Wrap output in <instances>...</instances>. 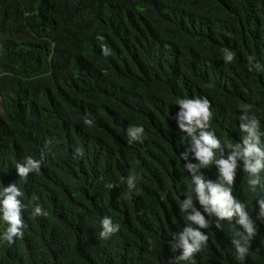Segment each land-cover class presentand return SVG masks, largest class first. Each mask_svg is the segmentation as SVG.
Here are the masks:
<instances>
[{
    "label": "trees",
    "instance_id": "1",
    "mask_svg": "<svg viewBox=\"0 0 264 264\" xmlns=\"http://www.w3.org/2000/svg\"><path fill=\"white\" fill-rule=\"evenodd\" d=\"M185 97L211 102L222 145L246 135L243 106L264 131V0H0V190L17 184L26 206L13 243L0 220V264H171L194 187L181 158L191 138L175 119ZM136 125L144 137L129 143ZM42 153L39 172L17 175ZM200 171L219 179L215 165ZM259 175L254 194L241 162L233 185L258 226L245 258L231 243L233 225L243 232L235 218L216 227L205 213L194 264H264ZM37 203L47 216L32 215ZM105 216L120 230L102 238Z\"/></svg>",
    "mask_w": 264,
    "mask_h": 264
},
{
    "label": "clouds",
    "instance_id": "2",
    "mask_svg": "<svg viewBox=\"0 0 264 264\" xmlns=\"http://www.w3.org/2000/svg\"><path fill=\"white\" fill-rule=\"evenodd\" d=\"M107 47L102 48V52L107 54ZM235 58V53L229 49H224L223 59L231 63ZM253 58H249L251 61ZM259 70L260 65H256ZM252 70L251 68L249 69ZM179 112L176 114L177 127L181 132L191 138L190 147L181 153V158L185 161L184 168L191 175L192 191L185 194L184 200L180 203V209L189 222L173 239L169 241L172 252L179 250V255L171 257V264H179L180 261H191L194 264V254L200 252L206 245L208 235L202 229L212 226L209 217H216V227H220L219 221L232 222L235 218L236 224L242 226L243 232L235 225L232 229L231 243L234 245L240 259H244L248 253L250 241L257 233L258 226L252 215L247 210V205L233 195V185L237 169L243 166V171L248 174V185L255 194L261 186L260 172L264 170V131L260 130V122L255 115H250L251 105L243 106L240 116L239 128L246 133L240 142L226 143L222 145L215 132L211 130V120L213 113L210 111L211 102L206 97L182 98L176 101ZM91 125L92 120H86ZM145 129L142 125H136L127 129L130 138L129 143L141 141L144 137ZM227 150V151H226ZM219 153V155H218ZM82 154V153H81ZM41 159L31 156L25 157L24 163L16 164V173L23 180H27L30 173L39 172ZM195 160L196 163L191 162ZM215 165L219 179L213 181L204 179L201 168ZM197 173H200L197 175ZM136 177H127L128 188H135ZM114 187V185H109ZM195 201L200 205L201 211L195 206ZM24 192L15 183L0 190V220L6 225L2 239L9 244L13 243V237L22 238L25 221L21 219V211L26 207L21 199ZM36 197H33L35 200ZM256 205L258 206L256 219L264 223V197L257 195ZM33 216H47L48 213L42 209L40 204H35L32 211ZM192 225H196L193 227ZM102 231L100 236L107 238L116 234L120 230L118 223H113L111 217L105 216L101 221Z\"/></svg>",
    "mask_w": 264,
    "mask_h": 264
}]
</instances>
